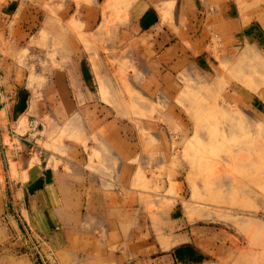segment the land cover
I'll return each mask as SVG.
<instances>
[{
  "label": "rangeland",
  "instance_id": "obj_1",
  "mask_svg": "<svg viewBox=\"0 0 264 264\" xmlns=\"http://www.w3.org/2000/svg\"><path fill=\"white\" fill-rule=\"evenodd\" d=\"M159 1L0 0L11 5L0 12V107L25 122L0 126V264L136 262L99 242L114 194L144 204L151 243L164 229L189 235L149 264H185L172 253L189 245L190 264H264V38L232 50L227 23ZM228 1L264 35V0ZM153 7L147 32L137 23ZM178 40L190 59L179 74L157 61ZM45 172L58 217L98 238L90 256L78 245L64 260L50 240L52 209L29 189Z\"/></svg>",
  "mask_w": 264,
  "mask_h": 264
},
{
  "label": "crops",
  "instance_id": "obj_2",
  "mask_svg": "<svg viewBox=\"0 0 264 264\" xmlns=\"http://www.w3.org/2000/svg\"><path fill=\"white\" fill-rule=\"evenodd\" d=\"M174 2L175 0H161L159 1V5L170 4V6H172ZM10 6L11 5H9L8 2L0 5V12L7 13V9ZM154 11L156 12V14H154ZM238 11L239 9H236V7L230 1H228V3H225V0H180L178 7V17H181L182 13L184 12L183 14L189 13V15H191L190 18L193 20L200 13L202 15L201 19L205 22L211 20V24H214L216 26H225V23H227V27H225L223 31L224 35L226 36L224 38L230 44H233H231L232 50L240 49L243 47H254L255 49H259L258 45H261L264 38V35L262 34V27L260 25H257L256 22H251L249 25L243 26V19L240 20L243 17L238 15ZM155 16H157L159 21L156 9L154 7L147 9L146 13H144L142 16L141 21L138 20L137 26L140 29H147L148 32L152 21H154L155 19ZM155 25L157 24L155 23L154 26ZM191 27L192 25L190 26V28ZM160 36L163 37L164 35ZM160 39L161 40L155 42L158 44L159 48L167 43L166 41H164V39ZM189 40V43L192 44L197 42L198 38L196 40H192L190 37ZM178 44L182 45V41H172L168 47L164 46L162 52H159L157 54V61L159 64L160 62H167V68L173 71H176L179 68L177 71V73L179 74L181 67L177 62H179V64L181 62V65L184 62L183 65H185L186 61L190 63V59H185V55H183V52L187 53L186 47H179ZM178 50L179 52L176 53V51ZM195 62L197 63L199 68L202 65H204V67L201 68H205V65L208 63L207 60L199 58ZM169 73L177 74L172 71ZM74 75H76V72L74 73V71L70 72L69 74L58 73L57 75L56 73V83L61 85L64 81L65 76L73 77ZM1 103L2 99L0 98V105ZM24 123L25 122L23 119H18L17 117L14 118L13 109L12 111H10L7 105L4 107H0L1 128L5 127L6 129L7 126H16V124L23 125ZM2 140L3 137L1 138V142ZM56 180L57 177H55L53 173L45 172L43 174H40L37 179H34L29 186L31 192L33 191L32 194H36L33 196V199H45L47 209H52L53 216L56 219L55 221H51V223H49V229H51L50 240L54 242V245L59 248L57 250H60V252L62 253V257L66 255V250H79L81 252L79 246L83 248V252L85 255L90 256V254L93 253V250L91 249H95V247L88 246V244L89 242L97 244L98 238L87 237L88 235H85L86 240H83L84 235L82 234V232H74L73 230H71L68 224H65L64 219L58 217V215L62 213L61 209H58L56 211L54 202L50 201V199H48L45 195V192H48L51 189L52 183H55ZM43 185L45 187L44 192L43 190L40 191V187ZM113 196L115 197L103 196V204L101 207L102 220L100 221L99 226V242L116 245V250L119 252L116 258L119 259V261L121 259H133V261L136 260V262H132L131 264H149V257L153 254H158L159 249L161 251H164L166 250V248H172V246H175L173 243L177 242L179 239L180 241L190 242V237L187 233L185 235L181 234L178 240H176V238H170L169 240L166 236V230L164 229L162 232H160L161 239H157V242L153 241L151 243V233L148 223L149 213L146 211V207L144 206V204L142 203L141 206H138L136 208L135 205H137L138 202L134 203L133 199L128 197L127 195L116 196L114 194ZM82 240L84 244H82ZM167 244H169V247L166 246ZM59 246H61V248ZM192 251L193 249L191 245L185 246L173 251L172 257L175 258L177 263L180 261H184L185 264H190L191 261H186L185 258L186 256H188L190 259L194 258L192 257L194 256ZM162 258L164 257H161V259ZM66 259V256H64V260ZM158 259L160 260V258Z\"/></svg>",
  "mask_w": 264,
  "mask_h": 264
}]
</instances>
